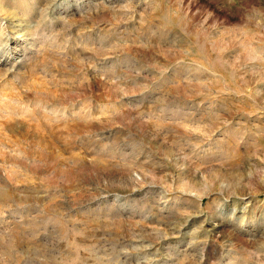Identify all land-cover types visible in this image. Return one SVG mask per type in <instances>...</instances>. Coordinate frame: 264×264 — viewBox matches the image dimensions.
<instances>
[{
	"label": "rangeland",
	"instance_id": "rangeland-1",
	"mask_svg": "<svg viewBox=\"0 0 264 264\" xmlns=\"http://www.w3.org/2000/svg\"><path fill=\"white\" fill-rule=\"evenodd\" d=\"M0 264H264V0H0Z\"/></svg>",
	"mask_w": 264,
	"mask_h": 264
}]
</instances>
